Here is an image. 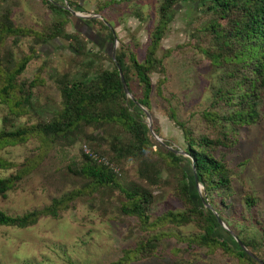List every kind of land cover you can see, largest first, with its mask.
Masks as SVG:
<instances>
[{
	"label": "trees",
	"instance_id": "trees-1",
	"mask_svg": "<svg viewBox=\"0 0 264 264\" xmlns=\"http://www.w3.org/2000/svg\"><path fill=\"white\" fill-rule=\"evenodd\" d=\"M39 1L59 19L56 27H45L43 32L36 33L35 43L63 38L71 41L70 48L75 55H87L80 35L64 30L66 18L70 15L65 5L59 6L53 0ZM66 1L70 9L78 8L76 0ZM118 1L129 3L135 0ZM181 3H193L207 16L208 23L204 26L207 34H202L206 38L192 48L220 70L218 82L210 91L208 108L202 111L194 127L172 116L182 132L184 147L181 150L188 157L176 155L152 141L141 109L151 110L154 89L150 76L163 71L156 51L172 20L174 7ZM10 16V10H7L0 17V46L9 36L23 32L14 26ZM91 21L100 23L112 37L102 20ZM31 52L36 53L32 47ZM4 55L5 58L0 59V104L8 107L2 123H9V126L0 131V145H15L25 142L30 136H38L50 149L71 147L79 142L81 146L78 159L70 161L56 173L58 179L52 185L55 193L49 205L20 216L0 211V227L29 228L42 217L57 219L61 212L74 209L78 198L118 192L123 197L118 208L120 214L135 218L143 232L150 235L138 241L132 249L125 250L121 258L111 264H129L152 257L160 240L150 230L167 224L175 227L192 225L200 230L201 233L185 239L186 248L183 250L219 247L244 264H261L255 252L258 246L264 245V241L239 239L254 254L253 257L237 244L232 249L226 241L215 236L219 224L214 212L224 220L221 210L228 208L226 200L231 196L232 176L224 155L215 153L218 149L232 147L236 133L259 120L260 106L264 102V0H159L158 18L143 59L138 61L134 52L119 46L114 60L111 53L103 55L111 65L109 68L101 67V71L91 72L94 60L99 56L91 54L92 58L85 64L89 70L79 75L62 74L54 79L61 97L60 109L51 118L34 125H15L17 119L32 107L33 89L40 82L38 77L29 82L20 79L33 56L10 65L11 51L5 49ZM118 70L134 99L126 97ZM155 93L163 97L160 85L156 86ZM89 130L100 132L102 136L89 133ZM153 132L160 136L157 127L153 126ZM164 144L169 146L167 142ZM84 146L91 156L83 151ZM153 146L156 148L155 160L147 156ZM191 159L210 208L204 207L200 201L196 203L198 198L191 192L192 187L195 189L192 174L190 176L184 167L185 162L191 166ZM126 161L137 163L140 184H120L119 174ZM11 166L0 157V170ZM32 168L27 166L16 174L0 177V197L5 198L23 174ZM189 170L191 172V168ZM169 177L175 180L174 196L182 210L167 211L157 223L149 222L148 212L156 198L152 190L169 185ZM244 201L248 207L255 203L249 195ZM260 260L264 264V260Z\"/></svg>",
	"mask_w": 264,
	"mask_h": 264
},
{
	"label": "rangeland",
	"instance_id": "rangeland-1",
	"mask_svg": "<svg viewBox=\"0 0 264 264\" xmlns=\"http://www.w3.org/2000/svg\"><path fill=\"white\" fill-rule=\"evenodd\" d=\"M53 1L59 6L67 4L66 0ZM76 3L78 8L72 10L84 16H100L99 20L105 21L112 33V37H109L108 30L100 23L92 22V19L80 20L67 16L65 32L80 35L87 55H75L70 48L71 41L63 38L47 40L38 45L35 43V34L43 32L45 27H56L59 19L41 1L0 0V17L10 10L14 26L23 31L5 39L0 46V59L5 58V49L12 53L10 65L33 56L20 79L29 82L35 77L40 78L33 89L32 107L17 119L15 125L29 126L51 118L60 109L61 100L54 79L62 74L79 75L89 70L85 64L92 58L91 54L99 55L94 60L91 72L101 71V67L109 68L111 65L103 55L111 53L113 35L117 40L116 50L123 46L134 52L138 61L143 59L151 30L158 18L159 0H135L129 3L76 0ZM207 23V16L193 3L177 5L156 51L163 71L150 76L154 92L151 94V110L147 112L152 129L154 126L159 130L158 138L173 149L181 150L184 143L182 132L172 116L194 127L202 111L208 108L211 88L218 82L220 70L192 48L206 38L202 34H207L204 30ZM31 47L35 54L31 52ZM158 85L163 97L155 93ZM135 92L138 94L137 89ZM259 111V120L242 127L234 137L235 144L230 148L218 149L215 155H224L232 175L231 196L226 200L228 208L221 210L226 229L237 239L254 238L261 242L264 241V102ZM7 112L8 107L0 104V131L9 126V123H2ZM88 132L94 133L92 130ZM94 134L101 135L100 132ZM80 146L81 142L71 147L50 149L38 136H30L25 142L15 145H0V157L12 165L10 169L0 170L1 178L33 166L32 170L23 174L16 187L7 192L5 198L0 197V211L20 216L49 205L55 193L52 185L58 179L56 173L70 161L78 159ZM155 150L153 146L147 154L153 160L157 159ZM184 165L191 176L190 165L186 162ZM165 176L166 173L163 178ZM169 180V185L152 190L156 198L148 212L149 222L157 223L167 211L182 210L174 196L175 180L173 177H169ZM119 182L122 186L130 182L140 184L137 163L125 162ZM191 192L198 198L196 203H201L199 195L203 199L205 197L203 188H200V194L193 187ZM247 195L255 200L252 207L245 204ZM122 202L123 197L118 192L92 195L78 198L74 203L75 208L61 212L57 219L42 217L34 226L25 229L0 227V264L116 262L125 250L132 249L138 241L150 235L143 232L135 218L120 214L118 208ZM150 232L159 238V247L152 257L129 264H244L219 247L183 250L187 237L201 233L192 225L175 227L167 224L155 227ZM215 236L226 241L232 249L236 248L235 241L224 228L216 229ZM255 253L264 260V245L258 246ZM259 258L256 257L262 262Z\"/></svg>",
	"mask_w": 264,
	"mask_h": 264
},
{
	"label": "water",
	"instance_id": "water-1",
	"mask_svg": "<svg viewBox=\"0 0 264 264\" xmlns=\"http://www.w3.org/2000/svg\"><path fill=\"white\" fill-rule=\"evenodd\" d=\"M65 9L69 12V14H70L72 17H74V18H78V19H80V20H87V19H101V17L98 16V15H92V16H84V15H80V14L77 13L76 11L70 9V8L67 6V4L65 5ZM103 23H104L107 27H109V25H108L105 21H103ZM112 44H113V48H112V51H111V59L114 60V58H115V51H116V45H117V40H116V38H115L114 35H113V43H112ZM118 71H119V77H120V80H121V83H122L123 91H124L126 97H128V98H130V99H133L132 96H131V94L129 93V91H128L126 85H125V83H124V80H123V77H122V74H121L120 70H118ZM139 107H140V106H139ZM140 108H141V107H140ZM141 109H142V111H143V113H144V115H145V119H146L145 122H146V124H147L148 131H149V133H150V135H151V138H152L156 143H158L160 146H162L163 148H165L166 150H169V151L175 153L176 155H182V156L188 157V155H187L186 153H184L183 151H181V150H177V149H173V148L167 146L166 144H164V143L161 141L160 138H158V136L153 132V129H152V126H151V118H150L149 113H148L145 109H143V108H141ZM190 168H191V174H192V178H193L194 186H195L196 190L198 191V194H200V188H203V187H202V185H201V184L199 183V181H198V178H197V175H196V170H195V164H194V160H193V159H191V166H190ZM199 197H200L201 203H203L204 207H206V208H210V205L207 204V203L205 202V200L203 199V197L201 196V194L199 195ZM214 215H215V218L217 219V222H218V224H219V227L224 228V230H225V231H226V232L232 237V239L235 241V243H236L241 249H243L248 255H250V256L253 257V255L250 253V251H248V250H247V249L241 244L240 240L237 239V238H236V237H235L230 231H228V230L226 229V227H225L223 221L218 217V215H217L215 212H214ZM260 263L263 264L262 262H260Z\"/></svg>",
	"mask_w": 264,
	"mask_h": 264
},
{
	"label": "built area",
	"instance_id": "built-area-1",
	"mask_svg": "<svg viewBox=\"0 0 264 264\" xmlns=\"http://www.w3.org/2000/svg\"><path fill=\"white\" fill-rule=\"evenodd\" d=\"M83 151L88 154L89 156H91L92 154L90 153V151L84 146L83 147Z\"/></svg>",
	"mask_w": 264,
	"mask_h": 264
}]
</instances>
